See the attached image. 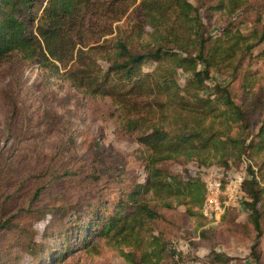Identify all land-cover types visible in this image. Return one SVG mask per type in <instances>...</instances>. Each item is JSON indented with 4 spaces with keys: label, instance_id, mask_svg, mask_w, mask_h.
Returning <instances> with one entry per match:
<instances>
[{
    "label": "trees",
    "instance_id": "16d2710c",
    "mask_svg": "<svg viewBox=\"0 0 264 264\" xmlns=\"http://www.w3.org/2000/svg\"><path fill=\"white\" fill-rule=\"evenodd\" d=\"M134 1L0 0V67L4 74L22 73L33 64L57 70L58 63L77 90L89 97L109 98L117 125L124 133H136L144 182L123 192L115 203L98 200L87 205L84 226L77 214V234L68 232L70 227L58 231L61 249L69 248L67 238L77 239L75 247L87 248L91 237L120 239L136 252L138 236L161 218L158 207L173 210L183 206L189 216L195 215V209L201 210L204 184L189 172V164L195 163L203 171L217 167L226 174L247 162L249 178L242 186L248 212L245 223L229 219L234 208H228L218 224H237L240 234L250 241L249 264H264L260 249L264 237V119L256 132L245 124L241 136L233 134V125L246 121L245 113L235 105L226 86L212 82L213 72L236 73V63L250 57L256 43H264V33L248 38L233 31L228 22L223 29L211 24L220 13L230 16L236 12L240 0H214L207 8L208 33L200 8L188 0H141L135 40L116 38L110 50L102 52L99 47H88L97 22L119 21ZM111 33L103 32L92 43ZM99 60L105 61L106 69ZM149 62L157 66L144 72ZM179 72L190 75L183 87ZM8 107L13 110L17 105L11 102ZM170 165L180 166L181 173ZM154 198L159 203H153ZM84 234H88L86 240ZM144 245L138 254H122L129 264L180 261V253L161 235L152 236L149 231ZM40 251L37 244L28 247L32 257L42 256ZM210 259L214 264L235 261L218 252H210Z\"/></svg>",
    "mask_w": 264,
    "mask_h": 264
},
{
    "label": "rangeland",
    "instance_id": "374dc122",
    "mask_svg": "<svg viewBox=\"0 0 264 264\" xmlns=\"http://www.w3.org/2000/svg\"><path fill=\"white\" fill-rule=\"evenodd\" d=\"M140 1L130 4L113 24L99 20L91 31L95 35L90 37L88 47H99L102 52L110 50L116 38L130 36L135 40L139 28L136 24L141 21ZM188 1L200 8L208 33L207 8L216 1ZM240 1L236 12L230 16L220 13L211 24L223 29L228 22L233 31L248 38L262 35L264 0ZM109 31L112 33L92 43ZM98 64L107 67L105 61L99 60ZM236 64V73L213 72L212 82L226 86L235 105L245 113L244 124L233 125V134L241 136L245 124L256 132L264 119V43H256L251 56ZM55 65L57 70L33 64L16 75L4 74L0 67V264H129L122 254L135 252V248L126 247L120 239L90 237L93 241L87 248H77V239L67 238L69 248L61 249L59 230L70 227L68 232L77 234L78 213L84 226L87 205L98 200L117 202L123 192L144 182L145 172L138 159L136 133H124L117 125L112 101L77 90L68 82L66 70ZM72 66L68 65L67 70ZM156 66L149 62L143 70L151 72ZM189 77L179 72V85L183 87ZM11 102L17 108L11 110ZM170 167L175 173L182 171L180 166ZM188 168L203 182L206 172L195 163ZM217 169L208 170L220 174ZM154 202L159 200L154 198ZM244 202L242 199L229 213V219L245 223L248 212ZM185 210L183 206L173 210L158 207L161 218L138 236L140 245L135 253L146 248L151 231L152 236L161 235L180 253L177 264H214L210 252L235 258L229 264H245L249 242L237 224L211 226L200 210L195 209L194 216ZM34 244L42 256L28 253V247Z\"/></svg>",
    "mask_w": 264,
    "mask_h": 264
},
{
    "label": "built area",
    "instance_id": "2783aa9c",
    "mask_svg": "<svg viewBox=\"0 0 264 264\" xmlns=\"http://www.w3.org/2000/svg\"><path fill=\"white\" fill-rule=\"evenodd\" d=\"M247 165V162H244L239 170H230L226 174L221 169H217L220 174L204 171V199L200 211L204 220L211 226L220 222L226 209L240 205L243 199L242 186L249 178Z\"/></svg>",
    "mask_w": 264,
    "mask_h": 264
},
{
    "label": "crops",
    "instance_id": "0c3cea01",
    "mask_svg": "<svg viewBox=\"0 0 264 264\" xmlns=\"http://www.w3.org/2000/svg\"><path fill=\"white\" fill-rule=\"evenodd\" d=\"M246 220V219H245ZM249 242V245L248 247L250 246V241L247 240ZM260 249L262 251V254H263V258H264V237L261 239L260 241ZM248 253H249V249H248ZM248 256V255H247ZM247 259L244 260V262H246Z\"/></svg>",
    "mask_w": 264,
    "mask_h": 264
}]
</instances>
